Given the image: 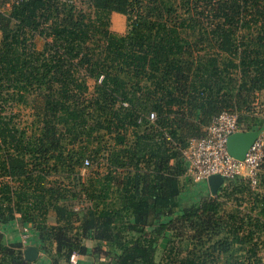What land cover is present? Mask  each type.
Segmentation results:
<instances>
[{"label": "trees", "instance_id": "1", "mask_svg": "<svg viewBox=\"0 0 264 264\" xmlns=\"http://www.w3.org/2000/svg\"><path fill=\"white\" fill-rule=\"evenodd\" d=\"M263 95L264 0H24L0 13V264H32L19 236L52 264H264V162L255 187L182 182V150L221 113L264 135Z\"/></svg>", "mask_w": 264, "mask_h": 264}, {"label": "built area", "instance_id": "2", "mask_svg": "<svg viewBox=\"0 0 264 264\" xmlns=\"http://www.w3.org/2000/svg\"><path fill=\"white\" fill-rule=\"evenodd\" d=\"M24 0H0V13H6L14 5H19ZM155 114L150 119H155ZM206 136L192 140L188 147L182 150L183 157L188 163L187 176L195 183H207L213 176H220L225 181H232L237 177L247 178L255 187L258 182L260 167L264 162V135H259L256 142L248 150L245 159L239 161L232 157L228 151L230 136L246 131L240 126L238 116L223 112L213 119L206 128ZM91 162L86 160L83 171H87ZM26 237L23 238V242ZM71 263L75 264L74 259Z\"/></svg>", "mask_w": 264, "mask_h": 264}, {"label": "water", "instance_id": "3", "mask_svg": "<svg viewBox=\"0 0 264 264\" xmlns=\"http://www.w3.org/2000/svg\"><path fill=\"white\" fill-rule=\"evenodd\" d=\"M259 133L252 131V132H245L234 134L229 137L228 139V151L229 154L239 161H243L248 150L251 146L256 142L259 137ZM224 179L220 176H213L208 179L207 186L212 195H216L219 188L223 184ZM167 243V240L164 241V244ZM163 244V247L165 246ZM39 250L35 247H28L25 252L24 256L25 259L29 262H35L38 258Z\"/></svg>", "mask_w": 264, "mask_h": 264}, {"label": "crops", "instance_id": "4", "mask_svg": "<svg viewBox=\"0 0 264 264\" xmlns=\"http://www.w3.org/2000/svg\"><path fill=\"white\" fill-rule=\"evenodd\" d=\"M117 17H122V18H123L124 16L119 15V14H114V16H113V21H114V19H117ZM124 18H126V17H124ZM115 22H116V21H115ZM115 22H114V23H115ZM116 33H118V32H116ZM105 173H106L105 170H101L99 174L96 173V172H93V175H94V176H95V175H97V176H100V175L103 176ZM82 174L88 176L90 173L87 172V173L85 174V171H83ZM187 177H188V176H185L184 178H187ZM113 190H114V188L112 189V191H113ZM112 194H113L112 192L109 193V199L107 200V203H112V202L117 203V201H118L117 198H114V196H113ZM50 224L55 225V224H56V218L50 220ZM19 237H20V239H23V236H19ZM23 243H24V246H25V248H24V250H23V253L25 252V250H26L28 247H35V248H38L37 246L30 244V238H28V239H27L25 242H23ZM85 243H86V246H87L89 249H91V250H93V249L97 246V244H98L97 242H95V241H91V240L86 241ZM104 246H105V244H104ZM107 246H108V245H106L105 247H107ZM38 250H39L38 258H37V260H36L35 262H32V264H35V263H37L38 261H40V260H42V259H43L45 262H47V264H52V259L49 257L48 253L43 252L42 250H40V248H38ZM49 251H51L52 254H55V252H56V247H55V245H52V247L50 248ZM24 258H25V256H24ZM72 259H74V260L76 261V263H77V262H81V263H84V264H99L98 262L100 261V259L94 257L93 254H90V255H73V256H72ZM72 259H71V260H72ZM76 263H75V264H76ZM101 263H102V261H101ZM62 264H63V263H62Z\"/></svg>", "mask_w": 264, "mask_h": 264}, {"label": "rangeland", "instance_id": "5", "mask_svg": "<svg viewBox=\"0 0 264 264\" xmlns=\"http://www.w3.org/2000/svg\"><path fill=\"white\" fill-rule=\"evenodd\" d=\"M113 16L114 14L112 15L111 17V30L113 32H118L119 34H124L126 33L127 29H128V24H127V20L126 18H122V20H118V19H114L113 21ZM116 21V22H115ZM115 22V23H114ZM37 44H38V47L41 48L42 47V41L41 40H37ZM89 88H91V90H93V86H94V82L93 81H89ZM261 101L263 102L264 104V95L261 96ZM89 170V169H88ZM87 170V172H88ZM85 172V174L87 173ZM182 182L184 184V187L186 189H192V188H196L198 186H200L201 188L205 189V186L203 184H195L191 179H189L188 177L187 178H183L182 179Z\"/></svg>", "mask_w": 264, "mask_h": 264}]
</instances>
